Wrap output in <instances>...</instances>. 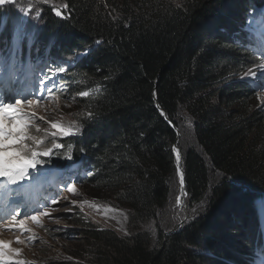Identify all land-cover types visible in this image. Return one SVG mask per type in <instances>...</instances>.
Segmentation results:
<instances>
[{
    "label": "trees",
    "instance_id": "16d2710c",
    "mask_svg": "<svg viewBox=\"0 0 264 264\" xmlns=\"http://www.w3.org/2000/svg\"><path fill=\"white\" fill-rule=\"evenodd\" d=\"M55 1L67 8L60 19L41 12L40 44L51 46L53 35L52 55L85 52L75 70L95 95L83 98L75 119L64 123L81 130L53 137L51 147H64L53 148L46 162L76 160L92 174L88 184L126 210L129 229L75 221L69 232L82 248L52 264H249L264 196V110L255 92L235 80L251 65L249 49L222 33L238 24L245 29L247 20L264 14V0ZM256 43L264 49V33ZM163 114L182 135L187 117L193 122L195 148L210 167L197 149L178 144ZM177 145L189 212L180 232L165 235L159 213L172 199ZM212 172L223 175L220 182ZM149 223L154 235L141 228Z\"/></svg>",
    "mask_w": 264,
    "mask_h": 264
},
{
    "label": "rangeland",
    "instance_id": "374dc122",
    "mask_svg": "<svg viewBox=\"0 0 264 264\" xmlns=\"http://www.w3.org/2000/svg\"><path fill=\"white\" fill-rule=\"evenodd\" d=\"M9 5H15V6H22L25 8V11H38V12H44L45 17L49 18V16H53L54 18L60 19V16L56 15L55 10L60 9L61 12L64 9V4L60 1L55 0H12V2L9 3ZM8 6L12 8L13 10L16 9V7ZM50 9H52L54 12H52ZM49 10V11H48ZM51 11V13H50ZM42 68H44L43 65H40L39 67L31 66L29 65L26 70L21 72L24 76L32 78L33 74L36 75ZM260 83V88L258 89V99H257V105L258 108L261 107L262 110H264V65L261 66L258 72ZM59 101L56 100V98H52L51 100L46 101L45 103L41 104V108L38 111V114L40 116L47 117L45 119L46 126L51 127V123L49 122V118L57 119L63 123L67 122L70 123L71 120L75 119L72 118V113L76 111L75 108L81 106V104H76L72 102H66V103H60L57 104ZM57 104V105H56ZM47 107V108H46ZM50 107V109H49ZM50 112L46 115L45 110ZM187 117V116H186ZM43 120H40L38 117L37 122H41ZM169 123V122H168ZM188 125L187 131H185V135H182L183 133L175 126V131L178 134V144L179 142H182V148L186 147H197L196 140H195V134L193 133V122L188 119L185 122ZM183 126V125H182ZM181 140V141H180ZM179 149L181 156L182 151L181 147L177 145V148ZM197 149V148H195ZM197 151L202 155L204 158L203 160L207 164V166H211V163L206 155H204L201 152V149H197ZM182 160V166H183V157L180 159ZM178 171L179 167L177 165ZM180 172H182L180 170ZM212 177L215 180V183L220 182L223 175L218 172H212ZM73 180L70 184L67 186H64L62 188V191L56 196V192H54L52 195L55 197V201H57L58 204L53 205L52 208L56 209V214H61V217H64L57 221V224H59L61 227L57 232L62 233L65 231H72L73 229H76L77 226H75V221H78V225H83L84 222H87L86 220L89 218H92L96 224H99L102 227H112L116 230L126 233L129 229L128 224V216L126 213V210L119 209L117 207H114L110 203V199L107 198V196L104 194V192L98 188L93 187L92 185H89V187L85 184L82 185H74L72 184ZM72 185V187H70ZM183 186L186 187V183L183 182ZM182 185L180 183V175L178 177L177 174V180L172 183V199L171 201H168V204L166 205L165 209L159 213L160 216H162L161 222L163 223L165 229H167L165 232L166 234L176 231L177 229L174 228L181 223H184L186 219L188 218V212L189 209L185 208V203L187 202L188 197V191H186L187 195L181 194ZM78 186V187H77ZM80 187V188H79ZM82 188V190H80ZM74 189V191L70 190ZM187 189V188H186ZM50 191H53L50 190ZM72 202H75L73 205ZM40 204H43L41 202ZM114 205V204H113ZM257 206L261 209L262 218L264 220V196L258 201ZM185 208V209H184ZM71 209V211H69ZM79 210L81 214L79 217L82 218V220L78 217H76L75 212ZM54 211L51 213V224L56 221L54 219ZM57 216V215H56ZM81 221V222H80ZM142 230L146 232H150L151 235H154L155 233V227L153 223L145 224L142 227ZM174 228V229H173ZM71 234V233H70ZM165 234V235H166ZM176 234V233H175ZM50 238L51 236L47 234H43V238ZM53 244V243H52ZM55 244V245H54ZM52 246L54 248H51L49 251V257L50 256H58L61 258H69V256L80 250L83 246L82 239L78 235H73V237L70 236L69 240L66 239L63 235L58 239L57 244L54 243ZM58 249V250H57ZM258 256L261 258L264 256L263 253H259ZM17 259H21L22 255L15 256ZM259 261V260H257ZM40 261H37V264H40ZM257 262H252V264H256Z\"/></svg>",
    "mask_w": 264,
    "mask_h": 264
},
{
    "label": "snow or ice",
    "instance_id": "6c2138e0",
    "mask_svg": "<svg viewBox=\"0 0 264 264\" xmlns=\"http://www.w3.org/2000/svg\"><path fill=\"white\" fill-rule=\"evenodd\" d=\"M12 0H0V6L10 3ZM47 2V0H45ZM67 8V5H64ZM56 15L62 14L60 9L55 10ZM264 55V52L261 53ZM59 73L66 72V69L62 66H57ZM51 71V69H50ZM247 75L256 76L255 72H250ZM45 91H49L45 85ZM88 91H82L79 93L81 97L89 96ZM55 98V97H51ZM74 99V97H73ZM40 100L31 99L24 96L20 92H0V178H4L6 183H0V192L7 191L9 185H19L21 181H24L29 176V170H35L38 165L44 163L41 156L47 157L53 153V148L61 149L63 144L55 143L52 147H41L45 141L36 135L30 134V127L35 126L33 124V118L35 112L27 111L26 109H34L40 105ZM89 118L91 113H88ZM43 120V117H39ZM51 128L56 129L51 133L53 137L58 134L63 136L72 135L78 133L81 129L77 125L64 126L58 122H50ZM36 131L39 132V127H36ZM47 131V130H45ZM176 153V161L179 166L181 159V153L179 149H174ZM71 159V156L68 157ZM44 174L41 170V176ZM33 181L38 182L40 176H33ZM180 183L183 184V173H180ZM74 191V189H70ZM53 203L57 201L53 200ZM73 205L75 202H72ZM37 212L36 215L25 214L24 219L17 221L18 213L13 210L11 220L18 222L19 228L25 231V224L28 219L39 222V217L42 215H49V213L34 209ZM71 211V209H69ZM64 217H56L61 219ZM2 219V218H0ZM17 242H23L19 239ZM11 242L0 240V261L7 262L11 259V254H19V250L12 249L10 247ZM21 264V262H17Z\"/></svg>",
    "mask_w": 264,
    "mask_h": 264
},
{
    "label": "clouds",
    "instance_id": "9594fccd",
    "mask_svg": "<svg viewBox=\"0 0 264 264\" xmlns=\"http://www.w3.org/2000/svg\"><path fill=\"white\" fill-rule=\"evenodd\" d=\"M80 92H82V91L76 90V91L72 92L73 95L69 98L70 99L69 102L74 103V105H76V104L82 105L81 100L83 99V97H81L79 95ZM73 97H74V99H73ZM73 116L74 115H72V117ZM53 164L54 165H50L49 163H45V167L49 170H46L44 168L43 164L38 165L35 170L30 169L28 178L23 181L22 187L17 191L19 193L18 194L19 197H13V198L9 197V198H11V200L6 201L5 206L11 207L12 212H13V210H15V212L19 214L17 216V221L24 219L25 214L36 215L37 212L34 211V209H38L40 211L49 213V215L40 216L39 222L32 221L31 219H28L26 224H25V229H27L25 231L20 230L18 222H13L7 227L6 226H0V230H2V232L0 233V240L11 242L10 247L12 249L19 250V254H15V253L11 254L10 260H8L7 262L0 261V264H17V262H21V264H37V261H40L41 262L40 264H52L51 260L57 261V262L60 261L61 257H58V256H55V257L50 256L49 257V251L51 248H54L52 245L54 243L57 244L58 239L61 237V235H63L65 238L67 237L69 239L70 236L72 237V233L70 234L69 231H65L62 233L57 232L61 226L59 224H57V221H59L60 219H56V217H61V214L60 215L56 214L55 213L56 209L52 208L53 205H56L58 203L49 202V199L54 200L55 197H57L58 194L62 191V188L64 186H67L68 184H70L72 180H73L72 184H74V185H82V184L89 185L87 181L92 176L87 178L85 181L77 180V178H72L71 180H68L66 182L62 178V176L60 175L58 170L60 169V170L64 171L67 167L65 165H63V166L58 165L54 162H53ZM42 169H43L44 173L46 171H49L48 172L49 174L54 173L55 176L58 178V180H54V182H52V184H50L49 181L47 183L43 184V188H45V191H47V192H43L37 186H34L33 187L34 190L31 191L30 188H28V186H29L28 184L33 183V179H32L33 176H38V175L40 176L38 186L46 178L43 175L41 176V170ZM78 170H79L78 168H75L73 171L76 172ZM51 185H52L51 189L56 191L55 197H53V195H52L53 193L51 195L49 193ZM70 187H72V185ZM80 190H82V188ZM33 192H36L39 196L38 200H36V201H38L36 203V206L35 207L24 206L22 204V201L24 202V200H25L26 203H29V199H28V197L26 198V195L31 196L33 194ZM22 196L25 197L26 199H24ZM13 199L17 200V201H13ZM31 200H32V198H31ZM41 202H43V204H40ZM53 211H54V214H53L54 219L56 221H54V223L51 224V222L50 221L48 222V220L51 219V213ZM80 214H81V212L79 210H77L75 212L76 217H79ZM26 234L36 235V236H38L37 238H39V240L38 241H29V240L26 241V240H24V237H22L23 235H26ZM43 234H47L51 237L44 239ZM18 239L20 241H23V242H17ZM17 255H22V258L17 259L15 257Z\"/></svg>",
    "mask_w": 264,
    "mask_h": 264
},
{
    "label": "bare ground",
    "instance_id": "6f19581e",
    "mask_svg": "<svg viewBox=\"0 0 264 264\" xmlns=\"http://www.w3.org/2000/svg\"><path fill=\"white\" fill-rule=\"evenodd\" d=\"M244 34H246L245 32H243ZM249 37H252V35H249ZM28 49V51H27V54H26V58L27 57H29V56H33V52H31V50L29 49V47L27 48ZM263 52H264V49L262 50ZM31 52V54H29ZM29 55V56H28ZM31 58V57H30ZM32 80L33 79H31V78H29L28 77V79H27V83H30V82H32ZM1 84V83H0ZM2 86H3V84H2ZM7 87V89H9V87L8 86H6ZM20 90H23V91H25V90H27L26 89V87H21L20 88ZM51 90H54V89H51ZM36 91H39V89H36ZM0 92H2L1 91V87H0ZM90 93V92H89ZM35 95V94H34ZM27 110V109H26ZM163 113V112H162ZM166 118H167V120H168V117H167V115H165V114H163ZM168 122H169V124L172 126V125H174L170 120H168ZM173 127V126H172ZM174 129V128H173ZM181 158H182V156H181ZM179 171H178V175H180V170L182 171V173H183V166H182V160H180L179 161ZM49 179H51V178H49ZM183 182H185V177H184V174H183ZM0 183H6V181H4V178H0ZM182 185V184H181ZM17 186H19V185H17ZM15 189V185H9L8 186V189H7V191H3V192H0V194L2 195V196H5V197H8V196H10V194L12 193V192H14L13 190ZM186 187L185 186H183L182 185V189H181V194L182 195H185L186 194ZM31 207V206H30Z\"/></svg>",
    "mask_w": 264,
    "mask_h": 264
},
{
    "label": "water",
    "instance_id": "95a60500",
    "mask_svg": "<svg viewBox=\"0 0 264 264\" xmlns=\"http://www.w3.org/2000/svg\"><path fill=\"white\" fill-rule=\"evenodd\" d=\"M172 126L175 128V125H172ZM176 148H177V146H175V149H176ZM183 174H184V177H185L184 170H183ZM185 183H186V181H185ZM186 193H187V192H186ZM186 195H187V194H186ZM183 226H184V223L179 224V225H178V228H177L176 231L170 232V233H168V234H166V235H172V234H175V233L180 232V231L183 229Z\"/></svg>",
    "mask_w": 264,
    "mask_h": 264
}]
</instances>
